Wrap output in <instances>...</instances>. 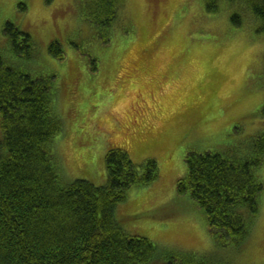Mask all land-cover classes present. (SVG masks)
Here are the masks:
<instances>
[{
    "label": "rangeland",
    "instance_id": "374dc122",
    "mask_svg": "<svg viewBox=\"0 0 264 264\" xmlns=\"http://www.w3.org/2000/svg\"><path fill=\"white\" fill-rule=\"evenodd\" d=\"M104 1L0 0L4 63L53 78L65 126L54 148L63 180L106 185L113 148L127 152L141 175L154 162L158 180L130 188L116 208L127 234L197 260L264 264V199L249 242L234 250L216 243L203 212L177 192L190 153L258 156L264 136L259 25L246 13L249 25L238 28L231 22L236 11L210 13L204 0H111L117 16L102 18ZM9 23L31 37L30 58L12 54L4 33ZM56 43L62 59L49 52ZM3 138L0 120V143ZM257 173L264 182V164Z\"/></svg>",
    "mask_w": 264,
    "mask_h": 264
},
{
    "label": "trees",
    "instance_id": "16d2710c",
    "mask_svg": "<svg viewBox=\"0 0 264 264\" xmlns=\"http://www.w3.org/2000/svg\"><path fill=\"white\" fill-rule=\"evenodd\" d=\"M110 1L98 5L102 18L116 17ZM204 2L213 14L236 11L231 22L238 28L251 13L259 25L257 34L264 37V0ZM4 33L16 59L35 53L31 37L14 24ZM60 49L56 43L49 52L62 59ZM54 91L53 78L33 77L18 62L6 64L0 56V264H218L165 252L120 227L117 206L130 188L158 180L156 163L145 166L147 173L141 175L127 152L113 148L106 156V185L63 180L54 148L65 126ZM257 142L258 156L248 159L210 152L186 155L188 174L177 192L203 212L221 248L242 249L261 217L264 182L257 172L264 164V136Z\"/></svg>",
    "mask_w": 264,
    "mask_h": 264
}]
</instances>
